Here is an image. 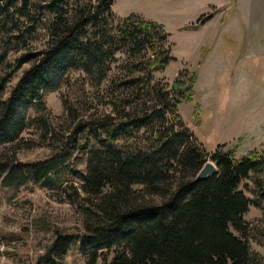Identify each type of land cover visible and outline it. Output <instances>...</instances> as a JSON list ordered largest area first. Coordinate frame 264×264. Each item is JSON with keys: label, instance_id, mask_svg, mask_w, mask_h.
I'll list each match as a JSON object with an SVG mask.
<instances>
[{"label": "trees", "instance_id": "16d2710c", "mask_svg": "<svg viewBox=\"0 0 264 264\" xmlns=\"http://www.w3.org/2000/svg\"><path fill=\"white\" fill-rule=\"evenodd\" d=\"M114 1L48 0L42 5L0 0L1 33L22 31L13 35L17 39L43 29L47 35L40 51H26L0 70V187L15 190L44 181L70 158L61 149L56 163L22 164L16 161L17 150L10 159L2 152L14 148L30 127L54 133L44 97L80 81L112 106L116 120L100 123L91 115L87 121L63 102L70 116H82L76 132L86 130L90 145L83 149L86 165L80 175L85 264H264L250 249L244 220L249 206L258 203L239 190L251 174L264 172L262 155L252 151L236 159L233 150L216 151L211 156L216 173L196 181L205 153L194 145L177 112L182 102L193 100L196 74L186 71L171 84L155 82L153 75L172 61L169 33L138 16L120 19L111 10ZM117 55L125 57L123 76L108 81ZM4 63L2 53L0 66ZM24 65L29 67L4 98ZM154 124L158 128L145 145L131 143V128ZM100 130L106 139L92 146L89 133ZM118 141L125 145L118 147ZM65 239L56 236L45 264H60Z\"/></svg>", "mask_w": 264, "mask_h": 264}, {"label": "rangeland", "instance_id": "374dc122", "mask_svg": "<svg viewBox=\"0 0 264 264\" xmlns=\"http://www.w3.org/2000/svg\"><path fill=\"white\" fill-rule=\"evenodd\" d=\"M30 1L44 5L48 0ZM111 10L120 19L134 15L157 22L169 33L172 61L153 75L155 82L171 84L186 71L196 74L193 100L182 102L177 112L194 145L205 153L206 162L221 150H233L236 159L257 151L264 159V0H115ZM21 33L0 32V55L5 53L1 71L22 53L44 48L47 35L43 29L26 38L13 37ZM116 58L108 81L123 76L125 57ZM28 67L22 66L13 75L4 98ZM64 101L87 121L93 115L100 123H116L112 106L95 98L80 81L44 97L48 123L55 132L44 135L30 127L14 148L8 146L2 152L3 157L10 159L15 149L18 163L51 159L56 163L59 159L53 158L62 149L70 158L44 181H30L15 190L0 187V264H45V255L58 234L66 237L67 248L57 262L85 264L80 237L85 195L80 190V175L86 165L83 149L90 145L86 130L76 132L82 116H70ZM83 109L90 110L82 114ZM157 126L131 128V143L145 145ZM89 134L94 139L92 146L106 139L103 130ZM124 145L117 142L118 147ZM239 190L258 203L249 206L244 220L249 224L250 249L264 260V198L260 197L264 172L251 174ZM49 255L55 259L52 252Z\"/></svg>", "mask_w": 264, "mask_h": 264}, {"label": "water", "instance_id": "95a60500", "mask_svg": "<svg viewBox=\"0 0 264 264\" xmlns=\"http://www.w3.org/2000/svg\"><path fill=\"white\" fill-rule=\"evenodd\" d=\"M217 169L216 166L211 161H207L202 169L199 171V173L196 176V181H205L212 175L216 173Z\"/></svg>", "mask_w": 264, "mask_h": 264}]
</instances>
